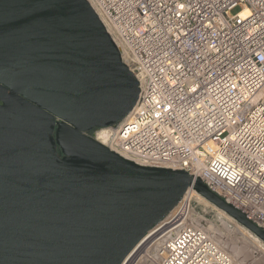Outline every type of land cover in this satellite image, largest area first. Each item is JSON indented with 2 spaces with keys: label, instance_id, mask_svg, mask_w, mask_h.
Returning <instances> with one entry per match:
<instances>
[{
  "label": "water",
  "instance_id": "1",
  "mask_svg": "<svg viewBox=\"0 0 264 264\" xmlns=\"http://www.w3.org/2000/svg\"><path fill=\"white\" fill-rule=\"evenodd\" d=\"M139 95L87 0H0V264H123L190 188L264 242L203 178L94 138Z\"/></svg>",
  "mask_w": 264,
  "mask_h": 264
},
{
  "label": "built area",
  "instance_id": "2",
  "mask_svg": "<svg viewBox=\"0 0 264 264\" xmlns=\"http://www.w3.org/2000/svg\"><path fill=\"white\" fill-rule=\"evenodd\" d=\"M90 1L140 88L106 147L203 178L264 225V0ZM189 190L133 264H239Z\"/></svg>",
  "mask_w": 264,
  "mask_h": 264
},
{
  "label": "rangeland",
  "instance_id": "3",
  "mask_svg": "<svg viewBox=\"0 0 264 264\" xmlns=\"http://www.w3.org/2000/svg\"><path fill=\"white\" fill-rule=\"evenodd\" d=\"M239 10L240 9H236L234 13H237ZM109 128L111 127L99 130ZM192 198L193 202L196 204L198 201L196 196ZM196 208L200 212L208 213L209 216L213 218L217 240L231 254L237 263L264 264V246L254 242L249 233L237 222L231 221L217 209H211L204 204L199 203V206H196ZM140 263L144 264L143 260H141L139 264Z\"/></svg>",
  "mask_w": 264,
  "mask_h": 264
},
{
  "label": "bare ground",
  "instance_id": "4",
  "mask_svg": "<svg viewBox=\"0 0 264 264\" xmlns=\"http://www.w3.org/2000/svg\"><path fill=\"white\" fill-rule=\"evenodd\" d=\"M92 8H94L92 2L90 0H87ZM94 10L96 11V9L94 8ZM97 13V11H96ZM100 20L102 21V23L104 24V21L103 19L100 18ZM110 129H103V130H98V131H95L93 133V136L94 138L100 142L101 144L105 145L107 144V138H108V135L110 133ZM189 195H192V196H196L197 198V203L195 204L194 203V206H199V203L201 204H204L206 206H208L209 208L211 209H217L213 204H211L208 200H206L205 198H203L201 195H199L195 190H193L192 188L189 190L188 194L186 197H188ZM219 210V209H218ZM222 212V211H220ZM220 214V213H219ZM229 217V216H228ZM230 219H232L231 217H229ZM233 220V219H232ZM235 221V220H233ZM160 225L156 226L154 229H152L151 231H149L147 233V235L142 239V241L136 246V248L132 251V253L130 254V256H135V261H133L131 264H133L134 262H136L137 258L143 254L149 247L150 243L153 241L154 239V235L156 234L158 228H159ZM241 226V225H240ZM243 229H245L250 237L253 239L254 242L264 246V243L263 241H261L257 236H255L254 234H252L250 231H248L246 228H244L243 226H241ZM141 264V263H140Z\"/></svg>",
  "mask_w": 264,
  "mask_h": 264
},
{
  "label": "flooded vegetation",
  "instance_id": "5",
  "mask_svg": "<svg viewBox=\"0 0 264 264\" xmlns=\"http://www.w3.org/2000/svg\"><path fill=\"white\" fill-rule=\"evenodd\" d=\"M98 131V130H97Z\"/></svg>",
  "mask_w": 264,
  "mask_h": 264
}]
</instances>
